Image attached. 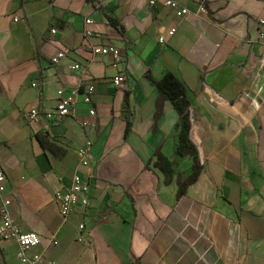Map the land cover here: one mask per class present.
I'll list each match as a JSON object with an SVG mask.
<instances>
[{
  "label": "crops",
  "instance_id": "obj_1",
  "mask_svg": "<svg viewBox=\"0 0 264 264\" xmlns=\"http://www.w3.org/2000/svg\"><path fill=\"white\" fill-rule=\"evenodd\" d=\"M176 1L190 13L164 0H0V163L10 210L40 237L31 253L46 264H264V0H206L207 13ZM88 44L116 46L120 63ZM167 72L186 87L204 163L181 197L193 161L176 155L180 116L153 83ZM60 92L76 102L71 115L28 116L53 110ZM158 152L174 164L170 185L153 167ZM76 175L89 204L65 220L55 193ZM19 250L0 240V264H21Z\"/></svg>",
  "mask_w": 264,
  "mask_h": 264
},
{
  "label": "built area",
  "instance_id": "obj_2",
  "mask_svg": "<svg viewBox=\"0 0 264 264\" xmlns=\"http://www.w3.org/2000/svg\"><path fill=\"white\" fill-rule=\"evenodd\" d=\"M160 0H148L149 6L154 7ZM167 7L174 10L178 16H186L190 11L182 6L176 0H164ZM201 13H207L206 0H200ZM87 22H90L89 20ZM56 32L55 29L52 31ZM175 30L170 31V36L174 35ZM263 37V35H262ZM161 42H165L164 37L160 38ZM87 48L91 50L94 56H107L111 57L115 63L118 65L121 61L122 53L119 48L113 45L104 46H93L91 44L87 45ZM65 58L64 52L57 53L53 58L52 62L58 64L62 59ZM72 70L80 69V65L76 64L71 67ZM126 78L125 75L120 73L116 75L112 81L116 87L123 86ZM94 86H89L88 92L92 94L94 91ZM85 103H91L90 96L85 98ZM76 102L74 99L67 98L60 92V97L56 107L50 111H40L38 109H33L28 113L31 119L44 118L46 120L53 119H63L73 112L75 109ZM90 116L94 118L96 116V111L93 109L90 111ZM84 128H94V122H82ZM92 141L88 140L86 145L79 149V155L82 159V164L88 166L92 160L91 155ZM7 171L4 166L0 163V240H14L18 243L20 250L18 253V258L21 264H46L42 256L39 254H32L31 251L40 246V237L32 231L24 230L17 223L14 218L10 207L11 199L6 196L7 192ZM89 189L90 186L86 181H83L79 175L74 178L73 186L64 191H57L55 193V201L59 206L62 216L65 220H68L69 216L73 212L77 205H82L86 207L89 204ZM85 225H80V229L84 230Z\"/></svg>",
  "mask_w": 264,
  "mask_h": 264
},
{
  "label": "trees",
  "instance_id": "obj_3",
  "mask_svg": "<svg viewBox=\"0 0 264 264\" xmlns=\"http://www.w3.org/2000/svg\"><path fill=\"white\" fill-rule=\"evenodd\" d=\"M109 22L114 24L112 19H109ZM147 76L149 77V75ZM153 83L160 91L162 97L173 104L180 116L177 126L178 144L176 155L180 158L190 157L193 161L190 174L186 177H178V197H181L186 194L189 186L198 181L204 168L199 146L193 136L195 116L188 99L186 87L174 74L167 72L160 80H153ZM122 118L127 125V137L133 129L129 93H126L122 105ZM153 167L164 175V184L170 185L173 182L176 171L173 162L168 157L160 152L156 153Z\"/></svg>",
  "mask_w": 264,
  "mask_h": 264
}]
</instances>
